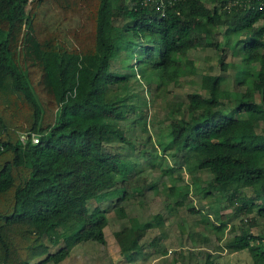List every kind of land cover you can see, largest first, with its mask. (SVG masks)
<instances>
[{
	"label": "trees",
	"instance_id": "obj_1",
	"mask_svg": "<svg viewBox=\"0 0 264 264\" xmlns=\"http://www.w3.org/2000/svg\"><path fill=\"white\" fill-rule=\"evenodd\" d=\"M229 46L246 66L235 78L240 99L226 103L221 77L206 75L185 99L152 105L164 107L168 117L156 139L176 152L174 160L190 177L165 184L163 197L174 209L191 192H215L235 216L255 209L224 247L248 249L254 264H264V235L251 230L264 218V0H178L164 11L140 0H0V264H58L86 238L105 244L101 202L108 199L122 218L115 242L132 261L146 231L164 218L159 212L142 222L128 217L122 201L134 191L126 188L131 167L124 155L103 148L106 132L132 146L117 122L130 114L140 122L147 105L144 98L130 101L120 88L147 76L164 99L167 84L196 71L189 50L213 48L220 62ZM23 132L38 141L21 142ZM153 151L158 159L151 167L173 174L164 151L154 144ZM198 170L212 176L204 186ZM144 188L142 181L137 194ZM217 214L209 224L220 231L228 217ZM159 237L152 239L153 250L162 254ZM188 237L193 247L210 242L201 231ZM213 249H203L191 264H214ZM182 259L174 253L172 262Z\"/></svg>",
	"mask_w": 264,
	"mask_h": 264
},
{
	"label": "rangeland",
	"instance_id": "obj_2",
	"mask_svg": "<svg viewBox=\"0 0 264 264\" xmlns=\"http://www.w3.org/2000/svg\"><path fill=\"white\" fill-rule=\"evenodd\" d=\"M115 21L120 23V20ZM222 27L219 26L218 30H221ZM220 34V31L217 32V37L223 40ZM189 55L197 63L196 71L187 80L182 79L167 84L165 87L166 93L163 94L164 99L154 94L156 79L152 81L147 76L133 78L130 82L132 85L131 89H126L128 87L120 88L119 92H125L130 101L138 102L144 98L147 100V105L144 107L142 117L138 118L140 122H132L134 114H130L126 120L117 122L118 126L124 129L125 136L132 142V146L112 138L111 132H106L103 145L105 150H114L124 155L127 166L131 167L130 184L126 188L129 190L133 186L134 191L131 190L127 198L122 201L128 217H135L137 222H142L143 216L147 213L159 212L164 218V224L147 230L141 240L142 250L133 255L134 259L132 261H126L120 254L119 247L113 236V232L119 229L122 223V218L118 215V204L114 200L109 199L102 201L101 206L107 210V220L103 224L106 243L102 244L91 238H86L83 242L74 246L70 254L58 264H191L201 256L203 249H213V247L214 264H254L250 250L244 249L232 252L227 250L224 244L239 231L240 219H242L241 223L245 227L248 226L246 218L255 215V209L248 214L239 213L238 216H235L233 214L234 208L227 204L221 194H215V192L212 194H204L203 192L195 194L191 192V199L174 209H169L166 206V200L163 197L168 191L164 186L165 184L180 185L189 182L190 177L185 167L179 168L180 160H174L176 152L172 149L163 150L162 142L164 141L156 139V132L167 123L168 117L164 107L152 108V105L159 102L162 105L165 100L169 103H174L178 99H185L188 91L199 88L198 81L201 76L206 75L221 77V89L229 90V101H225L229 105H232L243 95V90L237 86L235 78L239 69L245 65L239 63V57L233 54L230 46L229 48L224 47L220 62L218 61L216 50L210 47L191 49L189 50ZM252 64L250 62L249 66ZM261 107L264 109V105ZM143 124L146 125V130L142 129ZM153 144L156 147V152L161 153L164 151V165L173 166V174H161L160 169L163 166L160 168L151 167L150 162L156 163L158 159L157 156H154ZM195 174L199 176L202 186L206 185L212 178L207 170H198ZM142 181L145 184L144 192L138 195L136 190L140 189ZM151 181H156L155 189L148 187ZM85 203L87 201L81 202V204ZM91 203V200H89L88 204ZM192 205L200 211L192 212L188 210L187 207ZM217 210L222 211L228 217L227 224L220 231L215 230L209 224V221L214 223L218 221L217 213L219 211L217 212ZM206 216L208 217V222L203 219ZM251 230L253 232H262L264 235V218H258L257 224H254ZM194 231H201L206 234L210 242L199 247H193L188 237V232ZM155 236H160V245L165 248V253L160 254L153 250L152 239ZM174 253H181L183 259L172 262Z\"/></svg>",
	"mask_w": 264,
	"mask_h": 264
},
{
	"label": "built area",
	"instance_id": "obj_3",
	"mask_svg": "<svg viewBox=\"0 0 264 264\" xmlns=\"http://www.w3.org/2000/svg\"><path fill=\"white\" fill-rule=\"evenodd\" d=\"M176 1L178 0H140L141 3L149 4V5L151 4L156 9H161L162 11L171 7L172 4H174ZM19 139L23 143L28 139H31L33 143L38 141V138L34 133H28V132L20 133Z\"/></svg>",
	"mask_w": 264,
	"mask_h": 264
}]
</instances>
